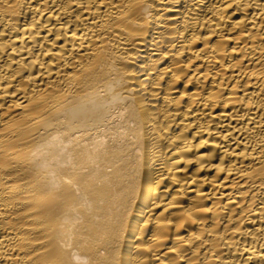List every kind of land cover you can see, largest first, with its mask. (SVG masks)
<instances>
[{
    "label": "bare ground",
    "instance_id": "bare-ground-1",
    "mask_svg": "<svg viewBox=\"0 0 264 264\" xmlns=\"http://www.w3.org/2000/svg\"><path fill=\"white\" fill-rule=\"evenodd\" d=\"M0 264H264V0H0Z\"/></svg>",
    "mask_w": 264,
    "mask_h": 264
}]
</instances>
